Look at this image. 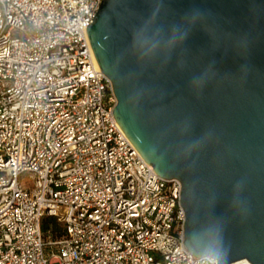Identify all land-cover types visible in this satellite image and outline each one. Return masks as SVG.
<instances>
[{
  "label": "built area",
  "instance_id": "2783aa9c",
  "mask_svg": "<svg viewBox=\"0 0 264 264\" xmlns=\"http://www.w3.org/2000/svg\"><path fill=\"white\" fill-rule=\"evenodd\" d=\"M100 2L0 0V264H217L184 244L180 180L113 115Z\"/></svg>",
  "mask_w": 264,
  "mask_h": 264
},
{
  "label": "water",
  "instance_id": "95a60500",
  "mask_svg": "<svg viewBox=\"0 0 264 264\" xmlns=\"http://www.w3.org/2000/svg\"><path fill=\"white\" fill-rule=\"evenodd\" d=\"M86 29L115 119L181 182L186 247L264 264V0H101Z\"/></svg>",
  "mask_w": 264,
  "mask_h": 264
},
{
  "label": "rangeland",
  "instance_id": "374dc122",
  "mask_svg": "<svg viewBox=\"0 0 264 264\" xmlns=\"http://www.w3.org/2000/svg\"><path fill=\"white\" fill-rule=\"evenodd\" d=\"M21 182L23 183V184H25V185H28L29 183H30V181H29V179L27 178V175L26 174H24V175H22V177H21ZM46 253L48 252V248L46 247ZM52 264H59L57 261H53L52 262Z\"/></svg>",
  "mask_w": 264,
  "mask_h": 264
},
{
  "label": "trees",
  "instance_id": "16d2710c",
  "mask_svg": "<svg viewBox=\"0 0 264 264\" xmlns=\"http://www.w3.org/2000/svg\"><path fill=\"white\" fill-rule=\"evenodd\" d=\"M50 220L51 219L49 218H44V228L46 227L45 222L50 221ZM55 227H57L56 224H53V229H55Z\"/></svg>",
  "mask_w": 264,
  "mask_h": 264
},
{
  "label": "bare ground",
  "instance_id": "6f19581e",
  "mask_svg": "<svg viewBox=\"0 0 264 264\" xmlns=\"http://www.w3.org/2000/svg\"><path fill=\"white\" fill-rule=\"evenodd\" d=\"M241 261H245V260H240V261H237L236 263H238V262H241ZM246 262V261H245ZM247 263V262H246ZM247 264H249V263H247Z\"/></svg>",
  "mask_w": 264,
  "mask_h": 264
}]
</instances>
